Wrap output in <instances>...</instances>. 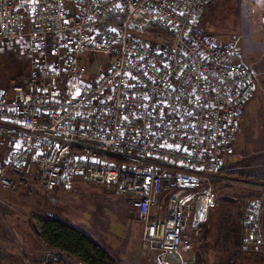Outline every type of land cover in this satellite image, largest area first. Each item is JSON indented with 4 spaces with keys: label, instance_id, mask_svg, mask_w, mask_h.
Returning <instances> with one entry per match:
<instances>
[{
    "label": "built area",
    "instance_id": "obj_1",
    "mask_svg": "<svg viewBox=\"0 0 264 264\" xmlns=\"http://www.w3.org/2000/svg\"><path fill=\"white\" fill-rule=\"evenodd\" d=\"M209 1L0 0V42L29 64L0 96V191L14 177L112 188L144 251L192 250L255 90L236 46L202 30ZM262 194L241 216L243 247L264 243Z\"/></svg>",
    "mask_w": 264,
    "mask_h": 264
},
{
    "label": "rangeland",
    "instance_id": "obj_2",
    "mask_svg": "<svg viewBox=\"0 0 264 264\" xmlns=\"http://www.w3.org/2000/svg\"><path fill=\"white\" fill-rule=\"evenodd\" d=\"M238 2L244 10L234 11L236 16L223 1L217 0L214 7L219 10L211 14V22L205 27L216 40L236 46L241 61L251 69L255 90L244 105L241 125L224 158V171L214 174L211 186L216 203L199 235L193 236L192 250L181 254L144 251L142 224L135 215L128 214L131 209L127 199L112 188L75 180L67 187L46 191L31 181L20 183L18 178L10 190L0 191V264H25L20 249L41 245L31 226L33 214L68 223L97 243L117 246L131 264H194L196 257L206 258V264H217L226 256L234 264H264V243L252 245L254 241H250L238 249V254L235 251L242 232L238 211L244 215L250 201L264 190V15L259 16L249 1ZM201 28L207 32L202 22ZM89 58L98 66L105 56ZM28 68L27 52L21 43L0 42V96L9 95L13 85L27 75ZM2 145L0 139V156ZM221 195L236 202L222 201L218 198ZM227 212L230 232L221 248L217 247L216 237L223 234L221 225H225L221 219ZM44 255L26 264H43L50 252ZM74 261L71 264H81Z\"/></svg>",
    "mask_w": 264,
    "mask_h": 264
},
{
    "label": "trees",
    "instance_id": "obj_3",
    "mask_svg": "<svg viewBox=\"0 0 264 264\" xmlns=\"http://www.w3.org/2000/svg\"><path fill=\"white\" fill-rule=\"evenodd\" d=\"M223 171L224 170L222 168L219 172L221 173ZM19 181L20 183H26L24 180ZM262 195L263 194L260 193L256 196V198ZM128 214L130 215V213ZM222 215H224V217H222L223 220L221 219V221H223L225 225H221L223 234L221 236L217 235L216 237L217 247L221 248H223L228 241L230 232L228 223L231 221L229 212ZM31 226L50 252V255L43 260V264H54L56 261H59L61 264H71L72 260H76L81 264H123V261L118 256L110 255L105 248L102 247V245L92 240L82 231L76 229L68 223L55 218L37 216L33 214L31 216ZM241 234L238 241L239 248L237 247L235 250L236 254L239 253L238 249L240 250L241 248ZM202 241H205L203 235ZM227 258L228 256L217 264L235 263V261L230 263ZM205 260L206 258L204 257H196L194 264H206Z\"/></svg>",
    "mask_w": 264,
    "mask_h": 264
},
{
    "label": "crops",
    "instance_id": "obj_4",
    "mask_svg": "<svg viewBox=\"0 0 264 264\" xmlns=\"http://www.w3.org/2000/svg\"><path fill=\"white\" fill-rule=\"evenodd\" d=\"M217 0H210L204 13H203V16L201 17V21H200V25H201V22H202V27L208 32V33H211V31L209 29H207V27H205V23L207 22H211V14H213L214 11H218L219 10V7H214L215 5V2ZM220 1H223L224 4L227 5V8L229 10H232L233 12L238 10H244V8L241 6L240 7V3L238 2L239 0H220ZM251 3V7L256 10V12H260L259 16H263L264 14H262L261 11H264V0H247ZM236 2H237V5H236ZM234 15H236V13L234 12ZM237 16V15H236ZM258 16V18H259ZM262 18V17H261ZM260 22H263L262 20ZM209 28V27H208ZM16 180L18 181V178L14 177V181L16 182ZM26 181V180H24ZM96 186H99V185H96ZM132 212L130 213V216H132ZM142 231V230H141ZM35 233V232H34ZM36 234V233H35ZM36 238L39 239L38 235L36 234ZM42 241V240H41ZM100 245H102L103 248H105V250L112 256H118L122 261H123V264H131L129 261H127L125 258H124V254H122V251L124 252V250H120L117 248V246H112L110 244H107V243H99ZM26 249V248H25ZM119 250L121 251V254L119 253ZM48 248L44 245L43 241L41 243V245H39L38 247H32V248H29V249H26L25 251L20 249V255L23 256V261L26 263H28L30 261V259H34L36 257H39V256H45L44 254H46L48 252ZM119 253V254H117ZM43 259V258H42ZM74 262H77L79 263L78 261H74Z\"/></svg>",
    "mask_w": 264,
    "mask_h": 264
},
{
    "label": "water",
    "instance_id": "obj_5",
    "mask_svg": "<svg viewBox=\"0 0 264 264\" xmlns=\"http://www.w3.org/2000/svg\"><path fill=\"white\" fill-rule=\"evenodd\" d=\"M218 198L220 200H222V201L235 202L234 198L228 197V196H225V195L218 196ZM238 215H239V219H240V222H241V212L240 211H238Z\"/></svg>",
    "mask_w": 264,
    "mask_h": 264
},
{
    "label": "snow or ice",
    "instance_id": "obj_6",
    "mask_svg": "<svg viewBox=\"0 0 264 264\" xmlns=\"http://www.w3.org/2000/svg\"><path fill=\"white\" fill-rule=\"evenodd\" d=\"M79 93H77V95H78Z\"/></svg>",
    "mask_w": 264,
    "mask_h": 264
}]
</instances>
